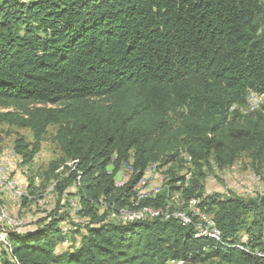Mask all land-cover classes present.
I'll list each match as a JSON object with an SVG mask.
<instances>
[{
	"label": "trees",
	"instance_id": "1",
	"mask_svg": "<svg viewBox=\"0 0 264 264\" xmlns=\"http://www.w3.org/2000/svg\"><path fill=\"white\" fill-rule=\"evenodd\" d=\"M250 91L264 95V0H0V107L12 109L0 120L31 132L29 143L14 140L26 166L53 126L64 184L78 195L75 207L66 198L77 223L68 232L55 211L23 233L4 229L0 263L264 264V194L207 195L191 178L243 153L264 170V96L244 114ZM183 159L181 185L171 178L144 203L134 180L115 184L122 163L137 177ZM180 187L185 203L172 205ZM192 203L213 217L220 242L150 214H189ZM126 205L142 217L111 216ZM80 228L79 244L60 250Z\"/></svg>",
	"mask_w": 264,
	"mask_h": 264
},
{
	"label": "rangeland",
	"instance_id": "2",
	"mask_svg": "<svg viewBox=\"0 0 264 264\" xmlns=\"http://www.w3.org/2000/svg\"><path fill=\"white\" fill-rule=\"evenodd\" d=\"M8 110L12 109L0 107V113H4ZM53 134L54 127L49 126L47 128L46 134L43 136L40 142L38 153L29 163V165H22L20 167H16V169L12 168V170H14H11L10 172V177H15V170H18L21 173L20 176L24 178V181L23 183L20 182V188H25V196L27 199L25 201L18 199L16 202H13L6 191L0 187V189L3 190L1 193L5 196V199L0 198V205H2L1 208L4 214L6 217H8L6 222L5 220L3 221L1 219L0 222L13 226V221H19L20 224L18 227H16V229L20 233L41 226L43 221L47 222L50 218H52V216L50 217V213L53 211L57 212V217L64 215V220L61 221L59 225L65 232H68L74 228L73 225H71V221H73V224H75V214L74 211L67 206L66 198L78 197V195L75 194V185L71 183L67 185L64 184L66 183L68 173L65 172L66 169L63 168L64 165H62V162H60L61 154L60 150L52 139ZM20 137L23 138L26 143H29L32 140V134L28 129H22L13 124H9L6 121L0 120V157H4L8 151L14 150V140ZM184 161L185 162L183 163L182 161L181 164H167L162 168L164 170L170 167L171 170H173V177H169V180L172 178L170 184L176 186L181 185L180 183L175 182L177 181L178 177L182 175L181 173L183 172V169L190 168L188 161ZM52 164L57 165V167H54ZM253 176L259 177L258 184L254 183ZM29 177L34 180V187L31 189V192L30 190H27ZM191 178L196 181L201 192L207 195H234L233 190H235L237 187L246 190L251 185H253L255 189V194L253 196L254 198L260 197L264 194V170L256 168L248 155L245 153L239 155L232 165L224 168H219L215 166L212 161H210L208 165H204L199 171L193 173ZM124 179L127 178L124 177ZM58 180L63 183L62 186L64 188L62 194H59L56 191L55 184ZM41 185H44V188H42L43 186ZM174 192L175 191L172 193ZM74 200L75 198L73 200L70 199L69 204ZM104 207L105 206L99 207L100 212L104 210ZM246 217L248 221L252 219L250 213L246 215ZM7 228L8 227H3V229ZM244 231L242 232V240L246 239L247 236ZM256 231L257 230L254 229V232ZM85 232L86 230L80 228L77 235L68 234L67 240L61 245L60 250H68L69 248L78 245L81 235ZM202 264L218 263L216 260H214Z\"/></svg>",
	"mask_w": 264,
	"mask_h": 264
},
{
	"label": "built area",
	"instance_id": "3",
	"mask_svg": "<svg viewBox=\"0 0 264 264\" xmlns=\"http://www.w3.org/2000/svg\"><path fill=\"white\" fill-rule=\"evenodd\" d=\"M256 96H264V95L258 92V95L250 96L249 105H252L255 108H256ZM259 109L260 108H258V110ZM3 160H4V164H16L12 160V158H3ZM123 164H130V168H131V163H122L121 166H123ZM160 167H164V165H160L159 163V166H154V173H144V170H142V174H139L137 177H136L137 174H135V178H132V179H124L123 174L121 173V167H120L119 170L116 172V181L127 184L128 182L134 180L132 186L137 187V193H138L137 202L144 203L145 201L148 200V193H152V185H156L157 181H165V186L170 185L169 184L170 180H162V177L158 176V168ZM184 172H186L185 169H183L182 175L180 176H183ZM8 178L10 181H13L12 189L20 190V182L15 177H8ZM258 178L259 177L253 176V180L255 184H258ZM176 183H180V182L178 181ZM254 190H255L254 186L251 185L246 190L243 188L237 187L235 190H233V192H234V196L248 198V197L254 196L255 194ZM180 192H181V187L179 188V190L175 191V201H173L172 205L185 203V202L179 201ZM20 196L26 197L25 192L20 191ZM229 196H233V195H229ZM130 203H133V202H130ZM127 206L128 205L124 207H119V209H124ZM150 214H157V219H162V220L176 219L183 226H192V230L215 232L213 217L205 213L203 210H198L196 208L195 203H192V211H190L189 214H184L183 217H165V211H162V207L151 209ZM71 222L74 223L73 221ZM19 224H20L19 221H13V226H0V240L2 241V232L4 231L3 227L15 229L16 227L19 226ZM169 264H174V262H170ZM175 264H179V263H175Z\"/></svg>",
	"mask_w": 264,
	"mask_h": 264
},
{
	"label": "bare ground",
	"instance_id": "4",
	"mask_svg": "<svg viewBox=\"0 0 264 264\" xmlns=\"http://www.w3.org/2000/svg\"><path fill=\"white\" fill-rule=\"evenodd\" d=\"M251 95H258L256 92L254 91H250L248 94H247V97H246V103L244 104V107L241 108L242 112L245 114V112H248V111H254V110H257L260 106V103H261V100H262V97L261 96H256V108L252 105H249V102H250V96ZM232 110V109H231ZM3 158H12V160L16 163V164H4V160ZM23 163H22V159L21 157L14 151V150H10L8 151L4 157H0V187L3 188L6 193L8 194V196L10 197V199H12L13 202H16L18 199H22V196H20V191L21 192H25V188L24 189H21L20 190H17V189H12L13 188V181H10L8 177H10V172L12 170V168H15L16 167H20L22 166ZM154 166H159L157 163H154V164H151L146 170L144 173H154ZM14 170V169H13ZM12 170V171H13ZM137 171L134 170L132 167L130 168V165H123L122 169H121V173L125 176L123 177H126L127 179L132 176L133 174H135ZM158 176L159 177H162V180H168V175L166 174L165 170L162 169V167L158 168ZM115 184L118 186V185H122L123 182H118L115 180ZM165 186V181H157L156 182V185H152V193H148V197H155L156 194L160 193L162 188ZM133 190V194H134V199H135V202L138 201V193H137V187L136 186H133L132 188ZM51 192V191H50ZM73 198V197H72ZM71 199V198H70ZM69 199V200H70ZM73 200V199H72ZM77 200V199H75ZM75 200L72 202H70V206L72 207H75L77 204V202H75ZM19 202V201H18ZM102 203V202H101ZM2 205H0V219L1 220H5L6 222V219L8 217H6V215L4 214V212L2 211V208H1ZM134 207V205H133ZM79 208V207H78ZM146 211H150L149 209H147ZM190 211V210H189ZM102 212V211H101ZM185 213L183 212H176V213H172V215H174L175 217L178 216V217H183ZM143 215V211L141 210H135V211H132V210H124V209H120L118 210L117 212H113L111 213V216H113L114 218H118V219H123V220H132V219H138V218H141ZM112 217V218H113ZM80 220V219H79ZM12 221V220H10ZM83 221V220H82ZM9 222V220H8ZM81 222V221H80ZM71 223V222H70ZM79 223V222H78ZM82 223V222H81ZM5 224V223H4ZM8 225V224H7ZM72 225V224H71ZM9 226V225H8ZM214 229H215V232L213 231H201V230H195L194 234L196 237H200V236H205V237H211L213 238L214 240H216L217 242H220V237H219V234H218V231L216 230L215 228V225H214ZM258 256L261 255L259 253H257ZM264 255V254H263ZM264 257V256H263Z\"/></svg>",
	"mask_w": 264,
	"mask_h": 264
},
{
	"label": "crops",
	"instance_id": "5",
	"mask_svg": "<svg viewBox=\"0 0 264 264\" xmlns=\"http://www.w3.org/2000/svg\"><path fill=\"white\" fill-rule=\"evenodd\" d=\"M20 175H21V173H20L18 170H15V174H14L15 178H16L19 182H22V183H23L24 178H22V176H20ZM1 191L3 192L2 189H0V193H1ZM0 198H4V199H5V196L1 193Z\"/></svg>",
	"mask_w": 264,
	"mask_h": 264
}]
</instances>
